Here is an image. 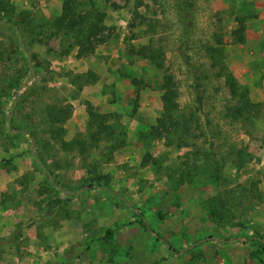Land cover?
<instances>
[{
  "label": "rangeland",
  "instance_id": "374dc122",
  "mask_svg": "<svg viewBox=\"0 0 264 264\" xmlns=\"http://www.w3.org/2000/svg\"><path fill=\"white\" fill-rule=\"evenodd\" d=\"M76 1L105 14L106 43L65 55L62 36L35 29L18 38L26 50L10 68L0 65V264H264V0H190L185 19L173 0ZM9 2L34 23L63 4ZM14 36L0 26L5 45ZM149 43L164 70L130 54ZM165 74L179 112L197 118L189 146L158 136ZM234 88L263 105L257 118L232 117ZM86 102L122 125L126 142L113 154L89 139ZM51 105L71 111L54 138ZM72 140L82 154L63 147ZM196 150L207 155L198 165L215 170L176 185L182 164L195 173ZM94 166L104 182L87 189Z\"/></svg>",
  "mask_w": 264,
  "mask_h": 264
},
{
  "label": "trees",
  "instance_id": "16d2710c",
  "mask_svg": "<svg viewBox=\"0 0 264 264\" xmlns=\"http://www.w3.org/2000/svg\"><path fill=\"white\" fill-rule=\"evenodd\" d=\"M137 1L138 4L142 2L141 0ZM86 6L87 4L77 2L76 0H63L61 12L53 21L42 18L34 23V19L29 17V13L26 11L17 13L9 0H0V26L12 30L15 35L14 40L11 41L9 46L0 41L1 69L5 70L7 67L10 68L8 63L12 62L13 57L17 60V58L25 52L26 46L24 44L22 45V43L18 41V38L22 37L24 40L26 37H32L35 29L42 30L44 28H49L55 34L62 36L67 42L63 52L65 55L69 54L73 49H76V57L92 54L98 46L108 41V36L104 35L106 29L103 25L105 14L92 7L93 4L89 5L90 8H85ZM191 6L190 0H173V7L180 19L188 17ZM134 13L138 15L137 9H135ZM135 26L136 23H134V21L130 23V27ZM216 50L217 49H213V51ZM130 54L147 58L155 67L161 70L165 68L162 49L154 47L151 43L143 45L138 49L131 48ZM26 64L28 65V63ZM231 79L232 77L228 75L227 81ZM96 81L97 78L92 76V82ZM86 83L89 82H84L83 84ZM132 83L142 85V83L136 79H134ZM159 88L164 91V97L162 98L163 116L156 120V125L159 130L158 136L163 138L165 143L170 146H189V139L196 136L195 130L198 129L197 118L192 113L187 116L179 112L177 103L178 93L171 75H164ZM231 93L233 97L237 99V104L229 108V112L233 118L247 122L252 119V117L254 119L257 118L263 106L261 103H253L246 89L234 88L231 90ZM85 106L87 114L86 130L89 139L94 142H104L110 154H113L116 150L124 146L126 135L118 118L115 117V114L99 113L89 102H86ZM44 116L50 127H52L51 135L54 138L58 134L63 133V131L58 128V125H63L70 118V107L56 105L47 106L44 110ZM32 136L34 137V135ZM75 146L80 148L82 154L83 149L78 140L63 143L65 149H71ZM193 153L196 154V156H193V162H195L196 165H198L201 158H204V160L206 159L205 156L207 155H205V153L201 155L198 150ZM146 162H148V160ZM182 165L185 166L186 171L183 176H180V180L175 179L177 180L175 182L176 185L194 181L193 179L197 174L206 175L211 169L215 170L213 165H210L209 168H207V165H205V167L198 165L195 173H193L192 169L189 167L194 168L195 165L188 166L187 163ZM97 172V167L94 166L93 170L90 172L94 174V176L90 178L86 186L87 189H93L98 184H101V182H104V177ZM178 173L180 172L178 171ZM175 177H177L176 174L171 180H174ZM135 214V216L139 218V224L146 228V224L142 220L141 215L139 213ZM262 249L264 250V245Z\"/></svg>",
  "mask_w": 264,
  "mask_h": 264
}]
</instances>
